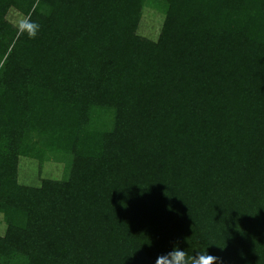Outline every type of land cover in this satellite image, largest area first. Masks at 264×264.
Wrapping results in <instances>:
<instances>
[{
	"label": "trees",
	"instance_id": "1",
	"mask_svg": "<svg viewBox=\"0 0 264 264\" xmlns=\"http://www.w3.org/2000/svg\"><path fill=\"white\" fill-rule=\"evenodd\" d=\"M0 229V264H264V0H0Z\"/></svg>",
	"mask_w": 264,
	"mask_h": 264
},
{
	"label": "rangeland",
	"instance_id": "2",
	"mask_svg": "<svg viewBox=\"0 0 264 264\" xmlns=\"http://www.w3.org/2000/svg\"><path fill=\"white\" fill-rule=\"evenodd\" d=\"M20 16L21 15L17 11L12 9L9 14V20L15 24L17 17ZM162 22V13L148 7L144 12L139 32L143 36L155 39L158 36ZM61 160L52 157L46 159L43 164L39 165L36 161L23 159L20 164V182L28 185H39L40 176L43 178H62L65 175L67 165H65L66 161L63 159Z\"/></svg>",
	"mask_w": 264,
	"mask_h": 264
},
{
	"label": "clouds",
	"instance_id": "3",
	"mask_svg": "<svg viewBox=\"0 0 264 264\" xmlns=\"http://www.w3.org/2000/svg\"><path fill=\"white\" fill-rule=\"evenodd\" d=\"M18 34L27 35L29 39H36L41 31V25L32 21L30 17L20 16L15 21ZM156 264H223L221 257L210 254L208 251L189 255L178 245L156 259Z\"/></svg>",
	"mask_w": 264,
	"mask_h": 264
}]
</instances>
